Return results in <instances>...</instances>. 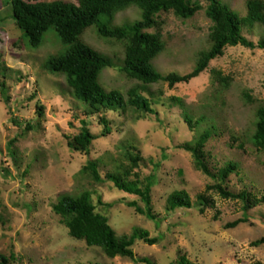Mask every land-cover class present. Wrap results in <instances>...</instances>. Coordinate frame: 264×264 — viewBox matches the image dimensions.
Returning a JSON list of instances; mask_svg holds the SVG:
<instances>
[{
    "label": "rangeland",
    "instance_id": "rangeland-1",
    "mask_svg": "<svg viewBox=\"0 0 264 264\" xmlns=\"http://www.w3.org/2000/svg\"><path fill=\"white\" fill-rule=\"evenodd\" d=\"M221 1L239 16H246L248 0ZM57 2L78 4L77 0L37 3ZM141 18L142 11L133 7L112 20L103 16L101 22L123 26ZM159 22L166 50L154 61L155 69L165 75L190 74L200 52L210 47L211 20L201 11L189 20L163 13ZM244 35L257 43L264 30L244 28ZM82 39L113 63V68L104 70L100 77L106 91L126 96L138 86L120 70L125 60L123 42L101 37L97 25L88 28ZM67 50L53 29L38 48L32 47L16 25L10 0H0V63L9 70L10 88V101L0 92V255L9 257L14 252L17 261L12 264H140L120 257L110 259L100 248H90L69 235L53 206L63 194L90 192L96 213L108 218L118 237L130 236L135 228H141L151 238H158L154 246L136 242L133 251L139 259L174 264L186 256L192 264H264V246H252L264 238V206L246 213L240 200L208 191L215 182L197 169L191 153L179 148L195 136L184 121L185 110L194 117H216L218 135L206 147L211 169L236 163L237 173L227 182L230 192L264 196V149H258L252 140L257 112L264 108V50L228 48L190 83L174 89L166 83L148 87L159 101L153 106L158 117L128 108L89 118L70 93L65 76L45 70L51 57L64 55ZM215 71L229 78L227 88L215 82ZM172 98L179 99L184 107L175 105ZM101 116L110 123L111 134L95 141L89 155L70 149L69 141L82 131V120L88 122L92 134L104 132ZM130 147L144 159L135 171L140 179L156 174L152 207L157 221L129 207V203L137 202L145 208L139 197L120 191L106 180L108 173L129 165L126 152ZM97 160L104 180L101 183L83 172L90 161ZM176 191L187 192L194 208L169 212L167 201ZM202 194L213 200L205 212L197 206ZM246 216L248 223L226 228Z\"/></svg>",
    "mask_w": 264,
    "mask_h": 264
},
{
    "label": "trees",
    "instance_id": "trees-1",
    "mask_svg": "<svg viewBox=\"0 0 264 264\" xmlns=\"http://www.w3.org/2000/svg\"><path fill=\"white\" fill-rule=\"evenodd\" d=\"M38 1L10 0L16 25L34 48L42 44L44 36L52 29L56 31L62 43L68 46L64 55L51 57L47 61L45 70L51 75L65 76L70 93L81 103L87 118L128 108L158 117L159 114L153 106L159 101L152 97L148 87L166 83L174 89L177 85L190 83L206 72L210 64L222 57L228 48L242 46L252 50H264V37L255 43L244 35V28L261 27L264 30V0H248L245 17L239 16L221 0H77V5L64 2L39 4ZM133 7L142 11L141 20L135 23L111 26L101 22L103 16L112 20L117 14ZM201 11H205L212 22L209 34L210 47L200 52L193 72L187 75L176 73L165 75L157 71L154 61L166 50L159 22L161 14L173 13L180 19L189 20ZM95 25L98 26L101 37L125 44V60L120 70L129 79L138 83V86L131 88L126 96L118 91H106L100 82L103 71L113 68V63L107 56L89 47L82 39L85 31ZM153 29L157 32H148ZM8 71V68L0 63V92L10 101ZM214 76L216 83L228 87L229 78L218 71L214 72ZM171 100L175 105L184 107L179 99ZM40 111L42 114L43 108H40ZM183 117L195 136L192 142L184 143L179 148L191 153L197 169L215 182L208 187V191H216L226 199L240 200L245 204L246 213L257 206H264V196L258 198L247 191L230 192L227 182L231 175L237 173L236 163L228 162L220 169H211L206 147L211 139L218 135L217 118L207 114L194 117L186 110ZM99 120L105 126L104 132L100 136L92 134L88 122L82 120V131L69 141L70 149L89 155L95 141L108 137L111 134L110 123L104 116ZM257 120L256 133L252 140L258 149H264V108L258 110ZM241 147L243 149V146ZM126 158L129 165L117 173H108L106 180L112 182L120 191L139 197L146 207L141 208L137 202L129 203V207L134 208L138 214L157 221L152 207V190L156 184V174L150 175L144 181L140 179L139 173L135 171L140 168L144 159L136 148L130 147L126 152ZM83 172L90 174L95 182L104 181L98 160L90 161ZM198 200L197 206L201 208V212H205L213 204V200L207 194L198 196ZM193 208L194 204L185 191L174 192L167 201L169 212ZM53 210L61 218L62 224L67 227L73 239L84 241L90 248H100L108 258L120 257L135 263L154 264L148 258H137L133 247L137 241L149 246L157 245L158 238H151L150 233L141 228H135L130 236L118 237L109 225L108 218L96 213L90 192L78 196L63 194L53 206ZM248 222L249 218L246 216L228 224L226 228L234 229ZM252 246H264V238L253 242ZM16 261L17 256L14 252L9 257L0 255V264H12ZM174 264L192 262L186 256H181Z\"/></svg>",
    "mask_w": 264,
    "mask_h": 264
}]
</instances>
